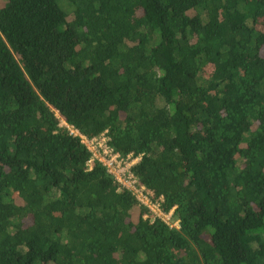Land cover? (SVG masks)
Returning <instances> with one entry per match:
<instances>
[{"label": "trees", "instance_id": "1", "mask_svg": "<svg viewBox=\"0 0 264 264\" xmlns=\"http://www.w3.org/2000/svg\"><path fill=\"white\" fill-rule=\"evenodd\" d=\"M0 264H264V0H0Z\"/></svg>", "mask_w": 264, "mask_h": 264}, {"label": "built area", "instance_id": "2", "mask_svg": "<svg viewBox=\"0 0 264 264\" xmlns=\"http://www.w3.org/2000/svg\"><path fill=\"white\" fill-rule=\"evenodd\" d=\"M61 125L69 128L72 134L80 136L82 143L91 152V158L87 163L89 169L93 168L95 162L101 163L122 188L131 191L141 205L149 208L153 219L160 218L171 226L180 228V221L172 220L174 211L165 212L163 208L165 197L149 189L133 171V168L142 160L143 154L123 155L112 145V138L108 131L100 136L88 137L65 120Z\"/></svg>", "mask_w": 264, "mask_h": 264}]
</instances>
